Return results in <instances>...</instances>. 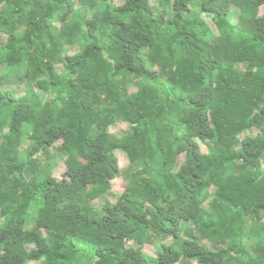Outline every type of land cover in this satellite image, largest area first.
Returning <instances> with one entry per match:
<instances>
[{
	"label": "trees",
	"instance_id": "16d2710c",
	"mask_svg": "<svg viewBox=\"0 0 264 264\" xmlns=\"http://www.w3.org/2000/svg\"><path fill=\"white\" fill-rule=\"evenodd\" d=\"M263 8L0 0V264H264ZM59 144L63 181L39 158Z\"/></svg>",
	"mask_w": 264,
	"mask_h": 264
},
{
	"label": "rangeland",
	"instance_id": "374dc122",
	"mask_svg": "<svg viewBox=\"0 0 264 264\" xmlns=\"http://www.w3.org/2000/svg\"><path fill=\"white\" fill-rule=\"evenodd\" d=\"M77 3V2H76ZM113 3L115 5H119L120 4V0H113ZM151 5L154 8H158L159 7V0H151ZM78 8H81L80 4L77 3ZM82 11V10H81ZM83 12V11H82ZM234 14H233V20L237 23L239 20V10L238 9H234ZM261 16H264V8L261 10L260 13ZM205 22L211 27L212 23L211 20L209 19H204ZM2 37V41L4 42L5 40V36L1 35ZM79 53V47H75L74 49L72 48L71 50H69V55L75 56L78 55ZM58 74L63 75L64 74V69L62 67V65H58L56 67ZM12 88H15L18 90V92L20 94L24 93V84H20L16 81V79L14 77H12ZM131 92H134V90H132ZM134 129V127L132 125L129 124H119L116 128H114L111 133L112 135L118 136V137H122L124 135H126L127 133L132 132V130ZM259 132L256 131L254 133V136H258ZM201 143V146L203 148L204 153L208 152V148L206 147L205 143ZM62 144H59L56 147H52L50 148V155L49 158H47L45 155H40L39 158L43 159L44 165L47 166V168L50 170V172L55 176V178H57L60 181H63L66 177L67 174V158L66 156H64L65 154H62L60 152V150L58 149ZM32 148H31V143L29 141V139L25 140V144L23 146L22 149V153L21 156L24 154H30ZM32 154V153H31ZM117 167H118V172H119V177L116 181L112 182V191L110 193V195L106 198H103L97 202H95L93 204L94 209L98 210V211H102L103 207L107 204V203H112V204H117L119 202L120 197L126 192L129 183H128V176H127V172H129L130 169V163L129 160L127 158V156L123 153V152H118L117 153ZM183 159L181 161V165H182ZM217 190L213 189L211 191V196L214 198L216 195ZM207 208H209V204L206 205ZM34 223H31L30 226H33ZM165 243V244H172L174 243L173 240L171 241H167V242H159L158 244H154V245H148L146 247V254L149 257L152 258H157L158 257V249L160 248V246ZM128 246H134L133 242L128 243ZM204 246L210 248L211 244L208 241L204 242ZM247 248L249 251L254 252L253 249L251 248L250 243H247ZM87 254H83V257H85L86 259ZM80 264H83V261H79ZM29 264H41L40 260L36 259V260H31L29 262ZM180 264H198L196 262H189L187 260H184L183 262H181Z\"/></svg>",
	"mask_w": 264,
	"mask_h": 264
}]
</instances>
